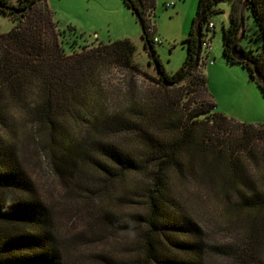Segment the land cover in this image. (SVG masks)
Masks as SVG:
<instances>
[{
  "label": "trees",
  "instance_id": "1",
  "mask_svg": "<svg viewBox=\"0 0 264 264\" xmlns=\"http://www.w3.org/2000/svg\"><path fill=\"white\" fill-rule=\"evenodd\" d=\"M220 1L199 0L185 60L168 74L146 19L156 0H123L138 14L144 49H153L148 65L158 77L150 78L130 39L66 54L46 0H33L27 13L20 11L30 0H0L19 10L0 9L15 21L0 32V264H264V123L213 112L205 76L196 75L195 31L203 37ZM228 1L223 56L264 96V0ZM246 16L261 41L256 52L240 44ZM116 68L151 86L109 94L102 74ZM192 78L184 94L180 84ZM191 93L200 99L184 102ZM215 129L226 139L212 136ZM24 141L43 147L60 180L50 202L23 165ZM194 200L216 204V217Z\"/></svg>",
  "mask_w": 264,
  "mask_h": 264
},
{
  "label": "rangeland",
  "instance_id": "2",
  "mask_svg": "<svg viewBox=\"0 0 264 264\" xmlns=\"http://www.w3.org/2000/svg\"><path fill=\"white\" fill-rule=\"evenodd\" d=\"M56 22L57 28L64 33L62 41L65 53L75 51L80 53L85 48H95L101 43H109L115 40L128 38L136 47L134 62L150 78L158 75L153 67L148 65L149 57L143 47L141 27L123 0H46ZM147 5L146 0H144ZM10 4H16L17 0H8ZM167 3L173 6L166 8ZM199 0H156L153 12L146 11V19L149 27L155 26V36L160 43L155 44V51L159 60L168 74L175 73L182 66L186 57V48L183 40L187 37L196 16ZM214 10L220 13L213 14L210 21L215 28L212 31L211 50L207 61L201 58L197 76H205L207 91L215 104V111L245 125H258L264 123V96L258 85L249 79L246 70L241 64H233L226 60L222 53L223 29L229 25L231 3L222 0L214 6ZM249 14L246 12V15ZM15 25L13 18L0 11V32H7ZM246 36L240 44L254 52L261 46V41L256 40L253 32L256 28L251 17H245ZM105 90L111 94L123 92L127 85L134 84L140 89L151 86V83L141 76H134L123 69L105 70L101 78ZM193 78L180 84L182 92L191 91ZM202 86L201 82H198ZM194 93L188 97L195 98ZM200 98H195L198 100ZM228 134L223 130L215 129L212 136L226 139ZM116 137V136H115ZM29 145V144H28ZM25 155L23 165L29 173L32 181L39 190V194L46 201L57 198L62 191L60 180L50 166L49 158L42 146L31 142L30 147L24 141L22 147ZM26 148V149H25ZM195 199V198H194ZM195 206L203 210L207 216L216 217L214 206L207 201L194 200ZM125 213L126 207L119 208ZM206 216V215H205ZM207 219V218H206ZM211 231L214 240H218L222 230ZM209 234V232H208ZM116 249L120 247L116 245ZM221 264L220 261L217 262Z\"/></svg>",
  "mask_w": 264,
  "mask_h": 264
},
{
  "label": "water",
  "instance_id": "3",
  "mask_svg": "<svg viewBox=\"0 0 264 264\" xmlns=\"http://www.w3.org/2000/svg\"><path fill=\"white\" fill-rule=\"evenodd\" d=\"M209 1L210 0H207V4L209 3ZM32 2H33V0H30L27 9L26 10H22L20 12L27 13L29 11V9L31 8V6H32ZM207 4H206V6H207ZM0 9L7 10V11H12V12H17V13L19 12V10H17L15 7L5 6V5H2V4H0ZM204 10H205V7L202 8L201 14L204 12ZM136 16H138L137 13H136ZM240 20H241V28L243 29L244 28V23H243V17H242V15H241V19ZM195 36L197 38V56H196V61L195 62H198L199 56H200V50H201V29H196ZM241 39H242V35L239 38L236 39V41L234 42V44H237ZM145 48H146L147 54H148V56L150 58V63L154 64V52H153V49L151 47V44L149 42H145ZM155 69L157 71V67H155ZM184 75H185V73H183L176 80V83H178L183 78ZM256 75H258L257 72H256Z\"/></svg>",
  "mask_w": 264,
  "mask_h": 264
},
{
  "label": "built area",
  "instance_id": "4",
  "mask_svg": "<svg viewBox=\"0 0 264 264\" xmlns=\"http://www.w3.org/2000/svg\"><path fill=\"white\" fill-rule=\"evenodd\" d=\"M173 6V3H167L165 5L166 8H170ZM215 28L214 24L212 22H209L205 28L202 30L203 37H201V50H200V57H205V60L207 61V58L209 57L210 50H211V39H212V31ZM150 32L153 33V42L156 44L160 43L159 38H157L154 34L155 31L150 29ZM215 109V108H214ZM215 111V110H213Z\"/></svg>",
  "mask_w": 264,
  "mask_h": 264
},
{
  "label": "crops",
  "instance_id": "5",
  "mask_svg": "<svg viewBox=\"0 0 264 264\" xmlns=\"http://www.w3.org/2000/svg\"><path fill=\"white\" fill-rule=\"evenodd\" d=\"M157 37V36H156Z\"/></svg>",
  "mask_w": 264,
  "mask_h": 264
}]
</instances>
